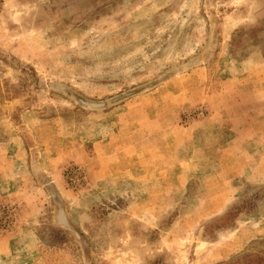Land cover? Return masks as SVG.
<instances>
[{
	"label": "rangeland",
	"instance_id": "1",
	"mask_svg": "<svg viewBox=\"0 0 264 264\" xmlns=\"http://www.w3.org/2000/svg\"><path fill=\"white\" fill-rule=\"evenodd\" d=\"M0 264H264V0H0Z\"/></svg>",
	"mask_w": 264,
	"mask_h": 264
},
{
	"label": "water",
	"instance_id": "2",
	"mask_svg": "<svg viewBox=\"0 0 264 264\" xmlns=\"http://www.w3.org/2000/svg\"><path fill=\"white\" fill-rule=\"evenodd\" d=\"M199 61V59H195L191 62H188L186 64L187 67L197 63ZM180 69H176V70H172L166 74H164L163 76L159 77L158 79L152 81V82H149L145 85H142L140 87H137V88H134V89H131L127 92H124L120 95H117V96H114L112 98H110L109 100H105V101H91V100H88L82 96H79L77 94H74L72 92H68L70 94V96H72L79 104H81L82 106L84 107H87V108H91V109H102V108H105L109 105H112V104H115L129 96H132V95H135L137 93H140V92H143L149 88H152L153 86L159 84L160 82H162L163 80H165L166 78L172 76L173 74H175L176 72H178ZM61 223L63 224H66L64 223V219L62 218L61 220Z\"/></svg>",
	"mask_w": 264,
	"mask_h": 264
},
{
	"label": "bare ground",
	"instance_id": "3",
	"mask_svg": "<svg viewBox=\"0 0 264 264\" xmlns=\"http://www.w3.org/2000/svg\"><path fill=\"white\" fill-rule=\"evenodd\" d=\"M61 216V215H60Z\"/></svg>",
	"mask_w": 264,
	"mask_h": 264
}]
</instances>
